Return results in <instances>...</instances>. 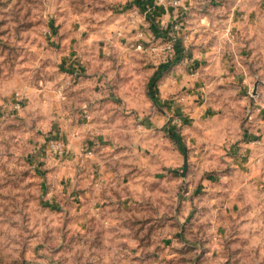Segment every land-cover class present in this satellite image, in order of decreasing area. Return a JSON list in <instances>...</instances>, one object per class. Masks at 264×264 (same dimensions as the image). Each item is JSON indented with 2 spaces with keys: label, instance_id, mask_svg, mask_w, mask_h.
<instances>
[{
  "label": "rangeland",
  "instance_id": "rangeland-1",
  "mask_svg": "<svg viewBox=\"0 0 264 264\" xmlns=\"http://www.w3.org/2000/svg\"><path fill=\"white\" fill-rule=\"evenodd\" d=\"M173 1L0 0V264H264V0Z\"/></svg>",
  "mask_w": 264,
  "mask_h": 264
},
{
  "label": "built area",
  "instance_id": "built-area-1",
  "mask_svg": "<svg viewBox=\"0 0 264 264\" xmlns=\"http://www.w3.org/2000/svg\"><path fill=\"white\" fill-rule=\"evenodd\" d=\"M157 1V0H156ZM158 1H161V0H158ZM181 0H174L173 2H172V6H178L181 2H180ZM149 10H143L142 11V16H143V19H146L147 18V15H148V17H149ZM174 29H176V27L175 26H171V31H173ZM174 32V31H173ZM170 34V33H169ZM136 42H135V46H134V49L135 50H143L144 49V47H143V45H142V43H141V40H142V38H143V35L141 34V33H139L136 37ZM174 40H177L176 38H174ZM159 50L161 51V52H163V51H166V53H167V51H168V53L170 54V57L172 56V54H173V52H174V45H173V43H167V45L166 46H164V47H161V48H156V49H154V51L155 52H158L159 53ZM165 53V54H166ZM79 74V71H78V69H74V71H73V76H76V75H78ZM20 108V103L18 102V100H16L15 101V103L13 104V109L14 110H17V109H19ZM84 117H86V118H88L89 117V115H84ZM54 136V135H53ZM48 147H49V149L54 153V154H58V155H62V154H64V147L63 146H61L60 145V143H58V141H57V139H56V137H54L53 139L50 137V141H49V144H48ZM84 155H86V156H89V155H92L91 154V151L89 150V149H86V150H84Z\"/></svg>",
  "mask_w": 264,
  "mask_h": 264
},
{
  "label": "trees",
  "instance_id": "trees-1",
  "mask_svg": "<svg viewBox=\"0 0 264 264\" xmlns=\"http://www.w3.org/2000/svg\"><path fill=\"white\" fill-rule=\"evenodd\" d=\"M174 48L176 49V50H178L179 48H181V44H180V41L179 40H176V44H174ZM175 52H178V51H175ZM178 57L179 56H177V59H178ZM176 60V59H175ZM162 67L163 68H167V65L166 64H163L162 65ZM161 67V68H162ZM159 69L158 70V72H161L163 69ZM152 80H151V82H150V87H152V85H154V83L159 79V74L157 75V73H156V75L153 77V78H151Z\"/></svg>",
  "mask_w": 264,
  "mask_h": 264
},
{
  "label": "water",
  "instance_id": "water-1",
  "mask_svg": "<svg viewBox=\"0 0 264 264\" xmlns=\"http://www.w3.org/2000/svg\"><path fill=\"white\" fill-rule=\"evenodd\" d=\"M187 170V156L184 155L183 157V165H182V172H181V176L183 177L185 172Z\"/></svg>",
  "mask_w": 264,
  "mask_h": 264
},
{
  "label": "crops",
  "instance_id": "crops-1",
  "mask_svg": "<svg viewBox=\"0 0 264 264\" xmlns=\"http://www.w3.org/2000/svg\"><path fill=\"white\" fill-rule=\"evenodd\" d=\"M154 2H156V0H154ZM173 82V81H172ZM173 84H175V83H173ZM71 134H69V135H75L76 133L74 132V131H71L70 132ZM52 135H54L55 137L57 136L55 133L54 134H52ZM57 138V137H56ZM77 138V137H76ZM68 148V147H67Z\"/></svg>",
  "mask_w": 264,
  "mask_h": 264
}]
</instances>
